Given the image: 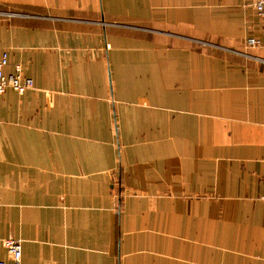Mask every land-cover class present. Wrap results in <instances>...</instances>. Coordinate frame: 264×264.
<instances>
[{
  "label": "crops",
  "instance_id": "obj_1",
  "mask_svg": "<svg viewBox=\"0 0 264 264\" xmlns=\"http://www.w3.org/2000/svg\"><path fill=\"white\" fill-rule=\"evenodd\" d=\"M255 2L0 0V261L264 264Z\"/></svg>",
  "mask_w": 264,
  "mask_h": 264
},
{
  "label": "built area",
  "instance_id": "obj_2",
  "mask_svg": "<svg viewBox=\"0 0 264 264\" xmlns=\"http://www.w3.org/2000/svg\"><path fill=\"white\" fill-rule=\"evenodd\" d=\"M253 11L257 21L264 27V0H256L253 5ZM246 48L258 49L264 52V34L259 37H250L245 41ZM8 67L7 54L0 57V100L2 99L6 89H12L18 94L24 93L32 88V81L25 78L18 66H15L11 73L4 74V69ZM260 201L264 204V194L260 197ZM7 260L0 261V264H21V243L19 240L11 237L1 241Z\"/></svg>",
  "mask_w": 264,
  "mask_h": 264
},
{
  "label": "rangeland",
  "instance_id": "obj_3",
  "mask_svg": "<svg viewBox=\"0 0 264 264\" xmlns=\"http://www.w3.org/2000/svg\"><path fill=\"white\" fill-rule=\"evenodd\" d=\"M249 49V48H248Z\"/></svg>",
  "mask_w": 264,
  "mask_h": 264
}]
</instances>
